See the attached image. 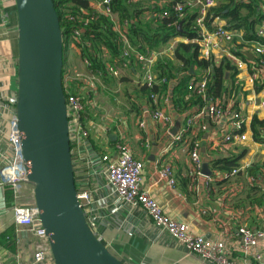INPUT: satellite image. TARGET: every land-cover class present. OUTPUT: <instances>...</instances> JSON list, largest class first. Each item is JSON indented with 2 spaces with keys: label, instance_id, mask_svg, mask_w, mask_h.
Wrapping results in <instances>:
<instances>
[{
  "label": "crops",
  "instance_id": "crops-1",
  "mask_svg": "<svg viewBox=\"0 0 264 264\" xmlns=\"http://www.w3.org/2000/svg\"><path fill=\"white\" fill-rule=\"evenodd\" d=\"M167 1L170 0H144L160 5ZM90 3L92 4V0ZM217 22L215 20L214 25ZM169 42L177 46L179 42L188 41L185 37L177 36ZM167 45L164 44L160 48ZM67 55L70 57L67 72L70 73H65V85L70 91L80 92L84 97L86 123L96 149L102 153H109L115 159L116 144L119 141H127L134 156L144 162L143 189L148 190L164 206L168 215L188 223L196 234L224 242L227 253L236 257L243 255L240 226L244 225L257 231L264 225V126L254 121L264 120V106L261 105L264 100V80L254 85L250 84L247 81V69L238 72L234 65L233 69L226 71L225 87L216 99H220L228 107L242 111L245 117L243 131L247 133V139L228 144L227 151L220 152L216 148L223 138L228 133L238 132L236 121L228 117L215 119L207 114L202 116L200 112L209 101L207 100L203 106L197 101L198 95H194L188 88L180 89L179 86L184 78H187L188 85L192 75L200 77L203 71L199 67L175 71L176 76L166 81L167 87L163 88V83L161 84L160 107L173 118V124L168 131L151 117L152 101H147L149 97L147 93L144 96L140 92L143 86L142 71L135 59L131 60L129 68L121 69L120 77L106 75L98 78L95 86L91 88L90 83L87 85L86 81L92 73L80 56V49L71 46ZM223 58L222 54L216 53L211 60L219 65ZM17 59L16 2L0 0V95L3 99L0 123L5 125L6 133H9L14 115L15 105L11 99L17 94ZM77 70L82 73L80 78L67 76L73 75ZM126 86L132 100L130 105L124 102L125 112L116 108L112 112L106 110L104 114L100 106L103 108V104H108V99L101 97V93L117 91ZM96 97H99L98 101ZM190 117L195 118L194 123L185 132L183 141L168 147L187 126ZM254 123L260 133L257 138L254 135ZM193 139L198 141L203 161L209 160L213 172L211 176L203 173L198 176L191 174L189 146ZM243 151L245 155L240 160L238 172L223 180L224 171L214 169L211 159ZM167 161L171 164L177 180L175 189L159 176L160 169ZM255 164H259V167L251 171L250 168ZM210 177L213 180L208 186ZM101 179L103 177H97V182ZM13 206L14 204L10 206L6 204L4 190L0 188V234L14 225L16 233L15 251L0 242V262L35 264L34 249L37 238L26 229L17 230ZM100 239L125 262L209 264L199 256L188 253L179 242L169 238L165 233L158 232L141 208L135 210L133 208L132 212L120 210L111 219V225L102 230ZM263 247L264 237L259 238L258 244L251 248L250 254H255ZM44 264H55L53 256Z\"/></svg>",
  "mask_w": 264,
  "mask_h": 264
},
{
  "label": "built area",
  "instance_id": "built-area-1",
  "mask_svg": "<svg viewBox=\"0 0 264 264\" xmlns=\"http://www.w3.org/2000/svg\"><path fill=\"white\" fill-rule=\"evenodd\" d=\"M113 0H92L91 7L103 14H111L110 5ZM135 1V0H132ZM216 5V0H181L174 5L175 11L182 16L185 7H197L198 14L195 20L199 29L200 37L195 39L199 43L200 57L206 60L214 58L216 53L222 54L239 71L247 69V81L254 85L264 80V21L260 22L256 28V38L247 39L243 30L230 27V22L226 18L217 16L220 21L209 28L206 24V16ZM264 10V4H261ZM168 15L167 11L163 13ZM113 17V16H112ZM71 16V19H74ZM227 20V21H226ZM115 30L118 32V41L122 49L124 60L120 64L107 63L106 71L109 75L120 77L122 68H129L131 60H136L142 71V84L152 88L158 83L166 82L165 78L159 79L155 71V64L160 57L172 56L174 54L175 43L168 42L167 46L157 50L148 49L146 52L136 50L128 37V22L120 23L113 17ZM86 23V22H85ZM81 34V27L78 26L73 31L72 46L77 47ZM190 41L189 38H185ZM240 52L252 53L253 57L247 55L243 57ZM260 58L254 65L251 61ZM87 67L90 65L85 60ZM89 69V68H88ZM88 77L86 83L90 87L95 86L98 78H103L104 73H94ZM200 77L191 76L187 88L190 92L202 96L206 102L200 112L202 116L210 115L215 119L228 117L236 121L238 132L228 133L216 148L217 151H227L228 144L242 142L247 139V133L242 131L245 124V117L242 111L226 106L220 99L208 97V85L211 77V68L202 70ZM67 76L80 78V71ZM89 81V82H88ZM67 111L69 120V135L71 141L72 160L75 172V183L77 195L82 205L86 220L95 234L101 238L102 230L111 225V219L120 210L132 212L137 208L145 211L151 219L153 226L160 233H165L169 238L179 242L181 246L190 254H195L209 264H264V247L255 254H250L252 247L258 244L259 238L264 237V225L257 231L247 226H240L239 232L242 236L243 255L233 256L226 252L224 242L206 238L204 235L196 234L192 231L188 223L182 222L168 215L164 206L157 201L148 190L142 187V173L144 162L134 156L132 147L127 141H119L116 144L117 157L114 159L109 153L99 152L93 144L89 127L86 121V104L80 92H72L65 85ZM160 92H153L150 96L152 101L151 117L154 121L162 124L166 130L170 131L173 118L164 108L160 107ZM11 99V98H10ZM168 100V96L165 98ZM2 95H0V113L2 111ZM14 115L11 119V128L6 133V127L0 123V188L5 190L11 188L13 191L14 220L17 230L26 229L37 238L34 249V263L44 264L53 256L46 230L39 217V210L35 203L34 185L27 178V171L24 164V157L21 149L20 134L17 128L16 102L17 97H13ZM264 106V100L261 102ZM194 117H190L187 126L181 130L168 147L178 141H183L185 132L194 123ZM144 124V122H141ZM5 133V134H4ZM191 156V174L193 176L202 175L203 158L200 152L198 141L192 140L189 146ZM234 169L231 173H224V177L238 172ZM161 179L166 180L172 188H176L177 180L173 175L172 166L169 161L165 162L159 171ZM97 177H103L97 182ZM208 186L212 178H208ZM130 231V230H129ZM130 232L133 233L131 230ZM125 264H134L131 261ZM0 264H3L0 262ZM14 264H21L16 262Z\"/></svg>",
  "mask_w": 264,
  "mask_h": 264
},
{
  "label": "water",
  "instance_id": "water-1",
  "mask_svg": "<svg viewBox=\"0 0 264 264\" xmlns=\"http://www.w3.org/2000/svg\"><path fill=\"white\" fill-rule=\"evenodd\" d=\"M15 2L17 128L27 178L34 185L35 203L54 262L125 264L92 230L77 195L63 84V32L55 2ZM246 55L253 57L250 52ZM202 173L213 174L209 160L203 161Z\"/></svg>",
  "mask_w": 264,
  "mask_h": 264
},
{
  "label": "trees",
  "instance_id": "trees-1",
  "mask_svg": "<svg viewBox=\"0 0 264 264\" xmlns=\"http://www.w3.org/2000/svg\"><path fill=\"white\" fill-rule=\"evenodd\" d=\"M178 1L181 0H170L160 5L144 2V0H113L109 15L95 11L91 7L90 0H54L63 32V84L65 93H68L65 87V73L68 71L66 67L67 54L74 39L73 31L78 26L81 27L80 38L77 42L80 56L83 60L90 62L88 68L94 73L103 72L104 76L109 75L106 71L107 63L120 64L124 60L118 41V32L114 28V17L120 23L128 22V37L136 50L140 52H146L148 49L157 50L177 36L189 38V42L177 44L172 56H163L157 60L155 64L157 76L159 79L165 78L168 81L169 78L176 76L175 71H187L195 66L202 70L211 68L207 94L211 99H216L225 87L226 71L233 69L232 63L227 58H223V62L216 65L213 60L200 57L199 43L195 40L200 37L199 29L195 23L198 9L197 7H185L182 16H179V13L174 9V5ZM261 4H264V0H216V5L207 14L205 21L209 28H213L217 16L226 18L230 22V27L243 30L247 39H255L256 28L260 22L264 21V10L261 9ZM165 11L168 15L163 14ZM71 16L75 18L71 19ZM180 23H182L181 29L178 28ZM240 54L247 58L243 52ZM259 59L255 58L251 62L256 65L255 63H258ZM161 84L158 83L152 88L143 85L140 92L144 96L147 93L149 96L147 101H151V94L160 91ZM165 86L167 87V82L162 84L163 88ZM179 86L180 89L187 88V78H184ZM197 101L203 106L206 102L199 95ZM254 121L264 126V120L256 119ZM255 123L253 124L254 135L257 138L260 133ZM193 140L195 141V139ZM244 155L245 151L232 153L229 156L219 155L211 159V164L218 171L231 173L234 169H240V160ZM258 167L259 164H255L250 170ZM227 179L229 176L223 180ZM4 196L8 206L14 204L11 188L8 187L4 190ZM0 242L5 243L10 250L15 251V225L0 234Z\"/></svg>",
  "mask_w": 264,
  "mask_h": 264
},
{
  "label": "rangeland",
  "instance_id": "rangeland-1",
  "mask_svg": "<svg viewBox=\"0 0 264 264\" xmlns=\"http://www.w3.org/2000/svg\"><path fill=\"white\" fill-rule=\"evenodd\" d=\"M68 62L66 63L67 70L69 71V60L70 57L67 55ZM82 70V69H81ZM70 73V72H66ZM113 86V85H112ZM128 86L123 87L121 89H117V91H107L104 93H101V97H105L108 99V104H103V108L100 106L101 111L105 114L106 110L112 112L115 111L116 108H119L121 111H124V105L128 104L130 105V101L132 100L131 96H129L128 92ZM99 100V97H96V101ZM126 102V104H124ZM102 103V102H101ZM125 112V111H124Z\"/></svg>",
  "mask_w": 264,
  "mask_h": 264
}]
</instances>
